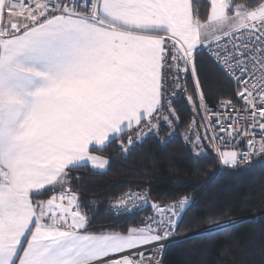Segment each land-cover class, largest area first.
Returning a JSON list of instances; mask_svg holds the SVG:
<instances>
[{
  "label": "snow or ice",
  "instance_id": "1",
  "mask_svg": "<svg viewBox=\"0 0 264 264\" xmlns=\"http://www.w3.org/2000/svg\"><path fill=\"white\" fill-rule=\"evenodd\" d=\"M206 7L202 16L196 0H0V264H162L191 198L161 204L128 188L106 213L152 214L94 227L98 202L81 201L73 172L106 170L96 152L112 143L124 154L148 138L166 143L178 92L194 113L183 138L197 160L214 154L236 170L264 158V0ZM204 59L235 84L216 110ZM206 222L197 234L235 223Z\"/></svg>",
  "mask_w": 264,
  "mask_h": 264
},
{
  "label": "trees",
  "instance_id": "2",
  "mask_svg": "<svg viewBox=\"0 0 264 264\" xmlns=\"http://www.w3.org/2000/svg\"><path fill=\"white\" fill-rule=\"evenodd\" d=\"M200 78L207 100L212 103L235 88L206 59L200 67ZM191 89L189 80V92ZM173 106L180 121L171 137L166 135L169 130L162 122L161 135L166 143L148 138L127 154L112 143L96 152L109 158L106 170L88 166L73 172V176L81 177L73 183L81 201L85 205L90 200L98 202L93 226L115 223L123 228L140 223L143 213L151 212L148 208L131 215L106 213L111 198L128 188L149 189L151 200L160 203L188 195L192 204L179 232L193 234L172 243L162 264H264V213L249 219L264 211V158H254L248 167L236 170L219 168L214 154L209 160H197L183 138L186 124L194 116L191 105L178 92ZM208 217L238 221L212 236L197 234L207 227Z\"/></svg>",
  "mask_w": 264,
  "mask_h": 264
},
{
  "label": "built area",
  "instance_id": "3",
  "mask_svg": "<svg viewBox=\"0 0 264 264\" xmlns=\"http://www.w3.org/2000/svg\"><path fill=\"white\" fill-rule=\"evenodd\" d=\"M207 101H208V100H207ZM208 104H209V106H210L211 109L216 110V103H212V102L208 101ZM240 147H244V142H243V141L240 142ZM161 204H164V203H161ZM142 210H143V209H142ZM142 210H140V211H142ZM136 212H139V211H136ZM136 212H134V213H136ZM132 214H133V213H132ZM151 214H152V210H151L150 213H143V215H142V219H143L145 216H150ZM113 216H116V215H113ZM254 218H255V217H254ZM228 220H232V221H235V222L238 221V219H227V220H223V221H228ZM204 229H205V228H204ZM204 229H202L201 231H203ZM190 234H193V233H180V232L178 231V233H177V235H176V237H175V241H174V242H176V241H180V240H182V239H184V238L190 236ZM174 242H168V241H165V242H164V243L167 245V247L165 248L164 252H163L162 255H161V260H162V262H163V259H164V257H165V254H166V252H167L168 247H169L172 243H174Z\"/></svg>",
  "mask_w": 264,
  "mask_h": 264
},
{
  "label": "crops",
  "instance_id": "4",
  "mask_svg": "<svg viewBox=\"0 0 264 264\" xmlns=\"http://www.w3.org/2000/svg\"><path fill=\"white\" fill-rule=\"evenodd\" d=\"M198 6L200 7L201 15L205 16L207 13V0H196Z\"/></svg>",
  "mask_w": 264,
  "mask_h": 264
},
{
  "label": "water",
  "instance_id": "5",
  "mask_svg": "<svg viewBox=\"0 0 264 264\" xmlns=\"http://www.w3.org/2000/svg\"><path fill=\"white\" fill-rule=\"evenodd\" d=\"M147 208H150V207H144L143 210H146ZM262 213H264V211L252 215L251 217H249V219H251V218L253 219L254 217H256V216H258V215H260V214H262Z\"/></svg>",
  "mask_w": 264,
  "mask_h": 264
},
{
  "label": "rangeland",
  "instance_id": "6",
  "mask_svg": "<svg viewBox=\"0 0 264 264\" xmlns=\"http://www.w3.org/2000/svg\"><path fill=\"white\" fill-rule=\"evenodd\" d=\"M260 213V212H259Z\"/></svg>",
  "mask_w": 264,
  "mask_h": 264
}]
</instances>
